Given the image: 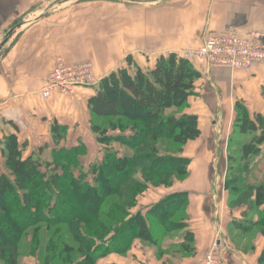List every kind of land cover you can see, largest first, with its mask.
Returning <instances> with one entry per match:
<instances>
[{
	"label": "crops",
	"instance_id": "1",
	"mask_svg": "<svg viewBox=\"0 0 264 264\" xmlns=\"http://www.w3.org/2000/svg\"><path fill=\"white\" fill-rule=\"evenodd\" d=\"M225 29L241 37L264 29V0H0V44L6 40L0 50L1 163L3 138L11 134L24 146L23 158L41 153L48 161L54 149L80 145L82 164L92 148L97 159L92 163L102 160L105 146L97 143L90 128L94 119L88 101L94 90L77 88L69 96L40 97L58 60L68 65L88 62L100 80L124 67L127 57L147 71L160 56L183 57L184 51L199 48L206 36ZM192 65L200 78L184 112L198 118L200 136L182 152L190 160L186 180L155 191L156 199L137 210L145 212L174 192L186 193L185 228L159 237L156 246L135 241L126 256L111 254L100 264H202L214 243L229 264H264V236L255 230L242 234L233 224L243 222L246 208L228 207L226 168L216 181L215 166L207 164L209 156H222L218 143H224L227 157L231 139L248 138L234 133L237 103L252 118L264 117V66L246 71L194 61ZM55 125L64 127L58 146L53 142Z\"/></svg>",
	"mask_w": 264,
	"mask_h": 264
},
{
	"label": "trees",
	"instance_id": "2",
	"mask_svg": "<svg viewBox=\"0 0 264 264\" xmlns=\"http://www.w3.org/2000/svg\"><path fill=\"white\" fill-rule=\"evenodd\" d=\"M125 62L124 67L99 80L88 101L94 119L90 128L97 143L108 150L88 170L79 169L83 154L80 145L56 148L52 159L43 162L37 159L39 155L23 158L24 146L17 136H4L2 155L9 176L0 173V257L6 264H16L18 242L27 236L31 238V254L44 249L45 264H95L107 254L126 255L135 241L156 246L159 239L185 228L182 215L186 193L166 195L145 212L133 214L129 206L135 205L134 198L148 185L133 177L136 171L148 174L150 180L157 178L151 182L155 186L171 187L174 179H186L190 160L182 152L187 143L199 138L200 130L198 118L184 110L195 96L200 74L192 61L176 54L160 56L155 67L147 71L136 66L131 57ZM170 110L177 112L169 113ZM234 112V133L251 136L248 142H239V164L260 155L264 117L252 118L239 103ZM116 131L120 134L109 135ZM63 133L64 127H52L55 146ZM164 141L176 152L161 153L158 147ZM113 144L132 150L133 155L118 156L110 150ZM75 167L78 169L72 170ZM245 171L238 165H229L225 186L228 191L231 187L233 193L228 207L247 208L243 222L233 223L239 232L258 230L264 236V178L258 179L248 167ZM239 175H243L241 181L236 178ZM240 183L247 191L235 187ZM112 197L117 199L107 208L106 221L100 218L102 206ZM40 225L47 232L44 244ZM66 236L70 244L65 242Z\"/></svg>",
	"mask_w": 264,
	"mask_h": 264
},
{
	"label": "built area",
	"instance_id": "3",
	"mask_svg": "<svg viewBox=\"0 0 264 264\" xmlns=\"http://www.w3.org/2000/svg\"><path fill=\"white\" fill-rule=\"evenodd\" d=\"M183 57L208 67L249 71L257 65L264 66V29L253 31L247 37L225 29L206 36L199 48L184 51ZM98 83L99 79L93 76L90 63L68 65L58 60L39 94L42 99L51 98L53 93L69 96L77 88L94 89ZM219 251V246L214 243L204 256L202 264H229L226 258L219 255Z\"/></svg>",
	"mask_w": 264,
	"mask_h": 264
},
{
	"label": "rangeland",
	"instance_id": "4",
	"mask_svg": "<svg viewBox=\"0 0 264 264\" xmlns=\"http://www.w3.org/2000/svg\"><path fill=\"white\" fill-rule=\"evenodd\" d=\"M116 133H119V132L116 131ZM250 137L251 136H249L248 138H244V137L239 136L238 138L231 139L233 141H231L228 144V150L227 151L229 153H227V157H226V153H225V150H224V143H222V144L221 143H218V149H219V151L220 150L223 151L222 152V156H217V157L209 156V158H207V164H208V166H212V167L215 166L216 172L218 174V176L215 177V180L216 179L218 180V177L221 176V173H222L223 169L226 168V172H225V174H223L224 175L223 176V181L226 182L227 176H228V168H229V165L231 167H233V168L234 167H237V165H238V167H240L244 172H246L245 170L248 167V170L249 171L252 170V171L255 172L254 175L258 179H263L264 178V145L261 146V153H260L259 156L254 157V158H251L249 160L242 161L239 164L236 162V159H238L240 157V154L238 153V150L240 148L238 146L239 145V142L240 141H241V143L248 142V140L251 139ZM118 147H119L118 144H116V148H113L112 146H110V148H111L110 150L116 151L117 155L120 156V157L123 156V155L124 156H127V157H131L133 155V151L132 150L130 151L129 149H127L125 147H122L120 145V149L122 150V152H120V150H119ZM158 148L161 151V153H163V154H167V153L168 154H172V153H175L176 152V150H175L176 148L174 146H172L169 142H166V141L162 142L159 145ZM24 150H25V148L22 149V157H23V152H25ZM105 151H108V150H105L104 149L103 150V153ZM38 155H39V158H37V159H40L41 161H43V158L41 157L42 154L41 153H38ZM32 157L33 158L34 157H37V154L35 153ZM95 157H96V151L94 152L93 151V148H92V151H90L88 153V155L82 160L86 164L85 165L83 163L85 166L82 164L81 160L79 159L80 160V164H81L80 165L78 163L79 166H80L79 169H81L83 171L88 170V168L93 164L92 162L95 161V159H96ZM1 158H2V163H1V159H0V173L9 176V173L7 172V170L4 167L3 155H2ZM50 159H52L51 156H50ZM202 161H206V160L205 159H202ZM77 167L72 168V170L73 169H76ZM51 168H53V166H51ZM43 170L44 169H42V171ZM50 171L51 170H48V172H50ZM59 172H61L60 169H59ZM79 172H81V171L79 170ZM133 174H134L133 177L141 178V180L143 181L142 184H145V183L148 184L146 186L145 190L134 198L135 199V205L129 206V208H131L130 211L133 214L135 212H138L137 210L139 209V207L142 206V204L147 203V201H150V200L153 201V199H156V197L153 194L155 191H160L161 189L171 188L174 184L182 183V182H184L186 180V179H184V180L180 181L178 179H176V180L174 179L172 181L173 185L171 187L170 186H155L151 182H155L156 180H158L157 178L154 179V180L153 179L150 180L151 178L148 176V174L147 175H145V174L142 175V174H140L139 171H136ZM232 177H234V176H230V178H232ZM241 177H243V175L236 176V178L240 179V181H241ZM9 178L13 179L12 177H9ZM219 180L222 181V177ZM142 186H144V185H142ZM235 187L238 188V189H240L241 191L242 190L244 192L247 191L246 188H244V185L242 183L236 184ZM232 190L233 189H231V187H229V195H232V193H233ZM116 199H117V197H112L111 199H107L106 200V202L102 206V214L100 216L101 219L107 221V219L104 216V214H105L107 208H109L110 204L113 203V202H115ZM249 215L252 216L253 214H249ZM254 216H256V215H254ZM39 228H40V233L41 234L44 233L43 234L44 235V242H43V244H44L46 242V239H47L46 238L47 232L46 233L44 232V229H45V226L44 225H40ZM255 231H258V230H255ZM157 232H159V231L157 230ZM159 237H161V236L159 235ZM30 239H31L30 236H27L26 238H22L21 240H19V242H18L19 243V249H18V256H17V259H16V264H45L43 262V258H44V249L43 248H42V250L39 249V251L37 253H35L34 255L30 253V248H29V246H30ZM64 240H65L66 243H69L70 244V242H69L70 239L67 236L64 238ZM109 255H111V254H107V255L101 257L99 260H97V262L95 264H100V261L102 263L103 262L104 263H107L106 260L109 258ZM126 255H123V256L122 255H117V256L118 257H124ZM0 264H6L5 261H4V259L1 258V257H0Z\"/></svg>",
	"mask_w": 264,
	"mask_h": 264
},
{
	"label": "water",
	"instance_id": "5",
	"mask_svg": "<svg viewBox=\"0 0 264 264\" xmlns=\"http://www.w3.org/2000/svg\"><path fill=\"white\" fill-rule=\"evenodd\" d=\"M123 1H129V2H131V1H134V0H123ZM152 1H155V0H152ZM6 43V40H4L1 44H0V50H1V48L3 47V45Z\"/></svg>",
	"mask_w": 264,
	"mask_h": 264
}]
</instances>
